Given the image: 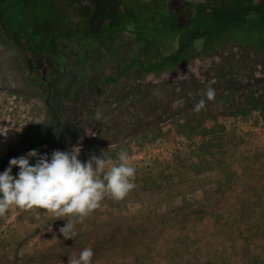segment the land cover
Returning a JSON list of instances; mask_svg holds the SVG:
<instances>
[{
  "label": "rangeland",
  "instance_id": "374dc122",
  "mask_svg": "<svg viewBox=\"0 0 264 264\" xmlns=\"http://www.w3.org/2000/svg\"><path fill=\"white\" fill-rule=\"evenodd\" d=\"M59 2L68 18L63 16L56 36L49 34L48 48L23 45L32 32L26 19L15 24L3 20L6 29H21V39L1 38L3 47L14 49L7 54L8 78L12 75L18 85L15 92L8 86V92L0 94V173L10 159L30 150L42 154L50 142L49 157L56 149L72 146L81 148L79 159L85 162L91 154L104 152L107 171L119 163L118 153L124 150L140 176L152 165L157 169L153 173L169 176L182 150L196 140L194 134L207 128L204 114H241L250 124L264 121V50L258 44L242 45L231 22L245 11L244 19L263 25L264 0H70L68 7L66 0ZM201 29H207L205 37L199 36ZM262 35L260 28L246 37ZM152 36L174 41L180 57H187L155 74L140 73L135 62L150 70L169 57L164 48L160 61L150 62L160 49ZM54 52L67 54L73 66L53 65L49 55ZM208 88L215 89L212 101L205 97ZM201 99L206 104L197 112ZM170 186L165 192H172ZM142 192V187L136 190L138 199ZM64 218L13 206L0 217V264L53 260L52 247L49 255L42 245L35 246L47 225ZM119 223L131 224L128 219ZM118 237L152 239L132 228L119 231ZM80 238L75 236V244ZM68 243L61 241L66 248ZM168 258L171 264H183L174 255Z\"/></svg>",
  "mask_w": 264,
  "mask_h": 264
},
{
  "label": "crops",
  "instance_id": "0c3cea01",
  "mask_svg": "<svg viewBox=\"0 0 264 264\" xmlns=\"http://www.w3.org/2000/svg\"><path fill=\"white\" fill-rule=\"evenodd\" d=\"M249 121L241 114H213L178 156L174 174L145 166L149 172H136L135 187L122 201L106 196L83 222L66 217L47 225L35 247L49 255L52 247L54 259L46 264H68L85 248L94 252L92 264H171L169 255L183 264H264V145L246 132ZM168 184L171 193L165 192ZM127 219V227L119 223ZM66 220L80 234L77 244L60 240ZM129 228L152 239H120L119 231Z\"/></svg>",
  "mask_w": 264,
  "mask_h": 264
},
{
  "label": "clouds",
  "instance_id": "9594fccd",
  "mask_svg": "<svg viewBox=\"0 0 264 264\" xmlns=\"http://www.w3.org/2000/svg\"><path fill=\"white\" fill-rule=\"evenodd\" d=\"M215 94V89L208 88L207 101L214 100ZM205 104V99L199 100L194 110L199 112ZM80 153V147L72 146L67 151L56 149L50 157L30 150L10 159L8 168L0 173V217L15 206L22 211L43 209L57 219L76 217L83 222L106 196L122 201L135 187L136 169L129 165L126 151L118 153L119 163H113L107 171L104 152L100 156L91 154L86 162L79 159ZM13 167L19 169L15 176ZM66 221L59 232L64 239H74V223ZM93 256V250L85 248L78 259L69 258L68 264H92Z\"/></svg>",
  "mask_w": 264,
  "mask_h": 264
},
{
  "label": "trees",
  "instance_id": "16d2710c",
  "mask_svg": "<svg viewBox=\"0 0 264 264\" xmlns=\"http://www.w3.org/2000/svg\"><path fill=\"white\" fill-rule=\"evenodd\" d=\"M58 1V0H57ZM62 4H61V8H62ZM64 8V7H63ZM73 11L76 10L75 7L72 8ZM208 12L212 13L211 11H209L207 8H205ZM244 11V10H243ZM245 11L243 12L242 18H238V19H233L231 20L232 22V28L235 30V33L239 34V42L242 45H249V44H255V45H259L263 50H264V22L263 25L258 24L255 20L252 21H247L246 19H244V15H245ZM64 16V9H57L55 12H47L46 16H37V17H30V21H28V26L31 27V35L28 36V38L23 39V45L25 47H27L28 49H39L40 47L42 48L43 45H45L47 48L51 46L49 42V39L51 38L52 41V37L49 36V34H51V36H56L57 32H58V27L59 24L62 21V18ZM73 15H71L72 17ZM66 18H68V16L65 14ZM71 19V18H70ZM237 23V24H236ZM231 28V29H232ZM262 30V36L258 39H254V38H249L248 36L246 37V34H251V33H255L257 32L258 29ZM226 30V28H224ZM228 29V28H227ZM15 32H18V30H21L20 28H16L14 27ZM156 32V31H154ZM259 32V31H258ZM37 33H40V39H37L35 36ZM207 29H201L198 31L199 36L205 37V35H207ZM234 33V34H235ZM148 34V33H147ZM149 37V36H148ZM155 41V43L158 44V46L160 47L159 52L156 54H152L150 57L151 61H160V56L159 54H161V50L166 48L167 50V54L166 56H169L166 60L165 63H158L156 67L147 70L143 67L142 64H139L137 62L135 65V68L142 74H155L159 71H161L162 69H166V68H170L173 67L174 65H177L178 63H180L181 61L184 60V58L186 57H180L179 53L176 50L175 47V42L168 40L166 41L167 43L164 42V39H161V36H152ZM143 39V42L146 41V37L141 38ZM36 40H40L42 42V44H38L39 42H36ZM142 42V43H143ZM53 45V44H52ZM52 49V48H50ZM186 51V50H184ZM156 55V56H154ZM53 61V65H61L63 64V67L66 68L67 65H72L73 64H69V58L68 55H63L61 56L60 54H58L57 52L51 53L49 55ZM136 58H140L141 56H139L138 54H135ZM183 56V55H182ZM64 58V59H63ZM162 60V59H161ZM71 66V67H72ZM70 67V68H71ZM134 67V66H133ZM69 68V67H67ZM69 70V69H67ZM66 70V71H67ZM115 80V79H114ZM263 101H264V96H263ZM264 104V102H263ZM205 116H207V119L210 118V113L204 114Z\"/></svg>",
  "mask_w": 264,
  "mask_h": 264
},
{
  "label": "flooded vegetation",
  "instance_id": "af4514ba",
  "mask_svg": "<svg viewBox=\"0 0 264 264\" xmlns=\"http://www.w3.org/2000/svg\"><path fill=\"white\" fill-rule=\"evenodd\" d=\"M9 2H14L12 6H10ZM60 0H0V94L5 95L8 92V86L11 87V90H13L18 84V81H15L12 78V75L10 77V80L8 78V59L7 54H11V51L14 49L12 48H6L1 45V38L5 37H12L13 38H19L21 39V32L18 30V32H15L14 27H12L10 30L6 29L4 23L8 20L11 22V24H15L20 18H22V21L25 19L29 21L30 17H37V16H46L47 12H55L56 8L59 9L61 4L59 2ZM70 0H66L65 6L68 7V2ZM66 9V8H65ZM69 9V8H67ZM5 17L6 20H5ZM3 20L5 21L3 23ZM2 22V23H1ZM25 22V21H24ZM7 23V22H6ZM36 35L40 36V33H37ZM50 36V35H49ZM178 65V64H177ZM15 70V74H16ZM14 87V88H13ZM14 92L16 91L13 90ZM51 146V143L48 142L46 144V147L44 148V151L42 154H47L49 148ZM23 155V154H22ZM19 169L17 167L12 168V175H16L18 173Z\"/></svg>",
  "mask_w": 264,
  "mask_h": 264
},
{
  "label": "built area",
  "instance_id": "2783aa9c",
  "mask_svg": "<svg viewBox=\"0 0 264 264\" xmlns=\"http://www.w3.org/2000/svg\"><path fill=\"white\" fill-rule=\"evenodd\" d=\"M245 126L246 132H249L259 144L264 145V121L256 124L248 123Z\"/></svg>",
  "mask_w": 264,
  "mask_h": 264
}]
</instances>
